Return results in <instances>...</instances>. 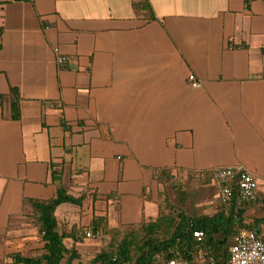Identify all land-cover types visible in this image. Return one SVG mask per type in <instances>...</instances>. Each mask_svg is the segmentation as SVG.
<instances>
[{
	"label": "crops",
	"instance_id": "crops-1",
	"mask_svg": "<svg viewBox=\"0 0 264 264\" xmlns=\"http://www.w3.org/2000/svg\"><path fill=\"white\" fill-rule=\"evenodd\" d=\"M227 165L264 192V0H0V264L44 253L30 200L59 186L84 197L59 231L83 236L157 218L164 169ZM98 233L63 239L75 263Z\"/></svg>",
	"mask_w": 264,
	"mask_h": 264
},
{
	"label": "trees",
	"instance_id": "trees-1",
	"mask_svg": "<svg viewBox=\"0 0 264 264\" xmlns=\"http://www.w3.org/2000/svg\"><path fill=\"white\" fill-rule=\"evenodd\" d=\"M16 118L19 117L17 107L18 91L12 88ZM170 174L168 169L161 171L160 176ZM188 175H198L188 173ZM211 177L209 173L202 177ZM158 177V178H159ZM260 187V184H259ZM83 196L75 197L63 186L57 188L56 195L49 200H34L31 203L35 212V223L46 240L45 251L39 256H14V259L24 264H62L68 257L67 264H82L74 262L79 257L78 251L68 249L63 239L67 236L83 241L86 238L78 236L77 232L61 233L59 231L56 208L65 202L80 205ZM264 198V192L259 188L256 200H246L239 194L236 180L232 182L231 200L222 203L220 208L211 215L200 214L190 216L184 211L178 213H161L155 219L143 220L136 224L123 225L120 228L107 230L104 218H95L92 223V232L99 234L103 230L110 234V239L101 252L87 264H166L169 259H184L191 264H210L209 258L215 259V264H228L229 248L235 242L237 226H245L244 214L248 203H255ZM264 217L255 220V232L264 230ZM201 230L204 236L198 240L194 231ZM200 255L203 256L200 258Z\"/></svg>",
	"mask_w": 264,
	"mask_h": 264
},
{
	"label": "built area",
	"instance_id": "built-area-1",
	"mask_svg": "<svg viewBox=\"0 0 264 264\" xmlns=\"http://www.w3.org/2000/svg\"><path fill=\"white\" fill-rule=\"evenodd\" d=\"M64 58L59 57L58 62L63 63ZM188 82L193 88H200L202 82L194 74L188 76ZM212 182L217 187V198L222 203L231 200L232 182L236 180L239 194L246 200H256L259 191L258 179L243 165H227L215 167L209 172ZM44 234V232H43ZM87 238H94L92 231H84ZM194 236L201 240L204 232L194 231ZM203 260V256L200 255ZM210 264H215L213 257L209 258ZM166 264H191L184 259L172 258ZM228 264H264V230L256 233L252 229L241 228L238 230L235 242L229 248Z\"/></svg>",
	"mask_w": 264,
	"mask_h": 264
},
{
	"label": "rangeland",
	"instance_id": "rangeland-1",
	"mask_svg": "<svg viewBox=\"0 0 264 264\" xmlns=\"http://www.w3.org/2000/svg\"><path fill=\"white\" fill-rule=\"evenodd\" d=\"M161 213L186 212L190 216L200 214L211 215L220 208L217 198V187L209 179L198 175L166 174L159 177ZM264 189V182H260ZM264 217V198L255 203H248L244 214L245 226L241 228L255 229V220ZM264 224V223H263ZM255 231V230H254ZM236 237V235H235ZM160 261L158 264H161Z\"/></svg>",
	"mask_w": 264,
	"mask_h": 264
}]
</instances>
